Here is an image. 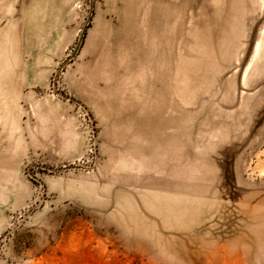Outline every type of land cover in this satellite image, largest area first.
<instances>
[{
  "label": "rangeland",
  "instance_id": "obj_1",
  "mask_svg": "<svg viewBox=\"0 0 264 264\" xmlns=\"http://www.w3.org/2000/svg\"><path fill=\"white\" fill-rule=\"evenodd\" d=\"M0 264H264V0H0Z\"/></svg>",
  "mask_w": 264,
  "mask_h": 264
}]
</instances>
